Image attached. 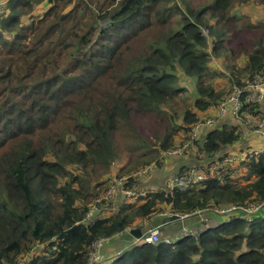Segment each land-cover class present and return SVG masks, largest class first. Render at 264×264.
Listing matches in <instances>:
<instances>
[{
    "label": "trees",
    "instance_id": "1",
    "mask_svg": "<svg viewBox=\"0 0 264 264\" xmlns=\"http://www.w3.org/2000/svg\"><path fill=\"white\" fill-rule=\"evenodd\" d=\"M5 2L0 264H88L94 243L163 213L199 211L210 220L217 210L264 202V152L184 186L175 179L191 164L180 160L173 180L148 185L169 158L196 151L201 158L191 161L205 170L249 148L242 135L264 119V102L245 103L239 119H217L183 154L168 155L263 68L264 21L230 10L264 0ZM105 263L264 264V214L233 216L171 244L130 243Z\"/></svg>",
    "mask_w": 264,
    "mask_h": 264
},
{
    "label": "built area",
    "instance_id": "2",
    "mask_svg": "<svg viewBox=\"0 0 264 264\" xmlns=\"http://www.w3.org/2000/svg\"><path fill=\"white\" fill-rule=\"evenodd\" d=\"M6 2L0 0V16L2 12L5 10ZM242 86L234 87L231 92L219 102V104L215 108V114L213 117H208L203 119L200 122H197L192 128L189 133V140L182 148L176 149L172 152H169L168 155H181L188 150L189 146L198 139L199 134L202 132H206L211 129L217 119L230 117L233 119H239L240 112L242 107L247 104L257 103L262 104L264 102V66L261 71L255 76V78L250 80H244ZM244 125L250 127L252 123L250 120L244 122ZM251 130V129H250ZM248 131V130H247ZM254 131L255 135L262 140V146L253 148L249 147L242 153L232 154L229 157H225L222 160L216 161L211 163L205 170L199 168H194L188 173L185 174V177L175 179L176 184L179 186L190 185V184H199L204 182L205 180L210 179L211 177L215 176V174L220 171L226 164L234 162V161H245L252 158H257L259 155L263 154L264 152V119H261L256 127L251 130ZM155 167V164H152L143 172H138V175H142L144 172L152 171ZM200 167V166H199ZM193 168V167H192ZM120 185V181L117 182ZM171 185H168L167 188H170ZM122 192V191H121ZM125 193L127 196H135V192L127 191L122 192ZM107 196H113V191H110ZM263 211V213H261ZM216 213L223 219L231 218L233 216L237 217L238 219H243L244 221L249 222L252 220L255 215L258 213L260 215L264 214V202L255 203L252 202L247 206H232L226 207L220 210H217ZM173 214L163 213L161 216L168 217L172 216ZM178 215V214H175ZM204 213L196 211L191 215H179L180 221L184 222L186 220H194L198 219L202 222V226L192 227L190 230H184L183 234L185 236L191 235L196 237L202 233H204L207 229L211 228L210 222L206 217L204 218ZM225 222V221H224ZM147 221L143 222V226L140 228L143 232L139 239H135L132 243L135 245H143V244H152L156 245L159 243L171 244L173 243L176 238L172 236L168 231H165V226L168 225L167 223H157L152 226H146L145 224ZM171 224V223H170ZM174 224V223H172ZM171 224V225H172ZM221 224V222H217L214 227H217ZM185 228V227H184ZM108 240L98 241L93 244L92 251L89 255V262L88 264H101L106 260V257L101 253V248L103 245L106 244ZM125 249V248H124ZM123 249V250H124ZM121 254L118 252L117 255Z\"/></svg>",
    "mask_w": 264,
    "mask_h": 264
},
{
    "label": "crops",
    "instance_id": "3",
    "mask_svg": "<svg viewBox=\"0 0 264 264\" xmlns=\"http://www.w3.org/2000/svg\"><path fill=\"white\" fill-rule=\"evenodd\" d=\"M254 16L255 15H253V17ZM261 107H262V110L264 112V107L263 106H261ZM245 131L246 132L243 133L242 139H241L242 143L245 144V146H244L245 148L246 147H253V148L255 147V148H257V147L262 146V140L255 135L254 131H247V130H245ZM228 149L230 150V148H226V150H228ZM233 154H237V152H233ZM191 157H192L191 154L188 155V159L185 160V162H188V161L192 162L191 161L192 160ZM190 162L186 163V165H188V164L192 165L193 164V163H190ZM165 173L166 172H161V173H159L157 175L151 176V178L148 179V183H150L148 185H150V187H160V186L164 187L163 178L165 177ZM160 175H161L160 179L162 181L161 180H157L155 178V177L160 176ZM154 189H156V188H154ZM203 217L205 218L206 216L204 215ZM164 218L165 217H163V216L161 217L160 216L156 220L147 221V223L145 225L146 226H152V225H155L157 223H163ZM229 220H230L229 217L225 218V219H223V217H221V218L220 217L219 218L210 217L209 221H211V222H210V226L209 227L214 228V226H215V224L217 222H221V223L224 222V221L225 222H229ZM202 222L203 221L200 222V220H198V219H194V220L190 219V220L184 221L183 224H182V227L180 226L181 228L177 224H172V225L168 224V225L165 226L164 229H165V231H168L170 234H172V236H174L176 239L185 238L186 236L183 237L184 236V234H183L184 230H190V228H192V227L202 226L203 225ZM128 237H131L130 233L122 234L120 236H117L115 239L110 240L108 243H106L105 245L102 246L101 253L106 257V259L113 258V256H115V257L118 256L117 255L118 252H121L130 243H132V241L129 240Z\"/></svg>",
    "mask_w": 264,
    "mask_h": 264
},
{
    "label": "rangeland",
    "instance_id": "4",
    "mask_svg": "<svg viewBox=\"0 0 264 264\" xmlns=\"http://www.w3.org/2000/svg\"><path fill=\"white\" fill-rule=\"evenodd\" d=\"M230 11H231L232 14H236V15H249V14H250L249 16H251V14H254L255 16L257 15L258 18L252 16L254 23H260V22H263L264 21V19H262V17L264 16L263 15V13H264V5H256L253 2H250V3H247V4H234ZM203 35L204 36L206 35V31L203 32ZM216 122H217V120H216ZM245 127H247V126H245ZM244 130H247V129H244ZM248 131H251V130H248ZM191 154H197V152L196 151H193V152H191ZM187 157H188V155H187ZM198 157H199V155H198ZM199 158H201V157H199ZM186 159L187 158L185 156H179V157L169 158L168 159L169 162H167L166 167H164V169L162 171V172H166L165 173V177L163 178L164 185L166 184L167 181L173 180L174 176L178 173V171L176 169L177 168L176 167L177 166L176 163L177 162H180V160L185 161ZM201 161L202 160L198 161L196 164L193 163V162H191L193 164L191 165V167H189L188 169H186L187 171L185 170L186 173H188V171H190V170H192L194 168L199 169L200 168L199 166L201 164L199 162H201ZM169 164H172V165H170V167H168ZM175 164H176V166H175ZM149 176H154V173H152ZM148 178H150V177H148ZM155 178L157 180H161L160 179L161 178V175L160 176H157ZM108 262H110V261H108Z\"/></svg>",
    "mask_w": 264,
    "mask_h": 264
},
{
    "label": "water",
    "instance_id": "5",
    "mask_svg": "<svg viewBox=\"0 0 264 264\" xmlns=\"http://www.w3.org/2000/svg\"><path fill=\"white\" fill-rule=\"evenodd\" d=\"M181 219H180V217H179V215H175V214H173L172 216H168V217H165L164 218V223H167V224H172V223H174V224H177L179 227L181 226L182 227V224H183V222L182 221H180ZM180 227V228H181ZM142 230L141 229H139V228H137V229H132L131 231H130V236L131 237H128L129 238V240H131L132 242L135 240V239H139L140 237H141V235H142Z\"/></svg>",
    "mask_w": 264,
    "mask_h": 264
},
{
    "label": "clouds",
    "instance_id": "6",
    "mask_svg": "<svg viewBox=\"0 0 264 264\" xmlns=\"http://www.w3.org/2000/svg\"><path fill=\"white\" fill-rule=\"evenodd\" d=\"M120 255V254H119ZM106 262V260L103 262V263H105Z\"/></svg>",
    "mask_w": 264,
    "mask_h": 264
}]
</instances>
